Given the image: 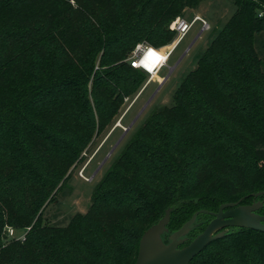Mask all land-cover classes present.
I'll return each instance as SVG.
<instances>
[{
  "label": "trees",
  "instance_id": "16d2710c",
  "mask_svg": "<svg viewBox=\"0 0 264 264\" xmlns=\"http://www.w3.org/2000/svg\"><path fill=\"white\" fill-rule=\"evenodd\" d=\"M71 1L0 0V166L7 165L0 171V204L4 208L0 264H75L65 257L71 246L89 252L84 264H135L141 236L167 209L175 208L170 229L195 208L210 211L216 203L242 198L247 204L254 194L264 191V71L254 49L256 37L264 34V0H232L235 13L182 82L176 105L159 114L148 136L132 144L129 152L134 156L122 157L124 170L116 189H97L87 215H76L68 227H44L41 216H36L50 193L95 133L101 135L113 122L124 98L136 93L146 80L142 69L116 65L133 48L132 41L121 46L123 57L105 60L104 55L105 69L94 77V51L82 61L79 57L77 69L47 52V47L75 36ZM204 1L156 0L153 9L158 19L175 20ZM138 35L160 48L175 38L173 32L158 43L153 33ZM126 70L133 77L119 74ZM213 109L230 121L215 120ZM164 119L191 122L223 173L206 185L192 173V181H188V162L179 155L181 144L188 146V137L178 141V134L174 137L172 130L164 129ZM228 128L240 130V134ZM50 157L56 166L48 173L45 168ZM193 168L204 175L196 165ZM30 181L41 187L31 204L23 207L12 191L17 184L25 189L23 185ZM258 199L264 200V196ZM257 213L264 216V205ZM6 227L30 230L24 240L5 243L2 234ZM102 241L109 243L108 249ZM190 264H264V233L241 229L226 235L212 241Z\"/></svg>",
  "mask_w": 264,
  "mask_h": 264
},
{
  "label": "rangeland",
  "instance_id": "374dc122",
  "mask_svg": "<svg viewBox=\"0 0 264 264\" xmlns=\"http://www.w3.org/2000/svg\"><path fill=\"white\" fill-rule=\"evenodd\" d=\"M155 1L156 0H131L127 2L124 0H109L108 3H102L98 0H72L71 4L73 9L70 18L72 20L75 36L68 40H64L58 45L47 47V52L57 54L62 62H66V65H70L72 69H77V67H79L78 63L80 62L79 57L82 61L90 50L94 51V68L92 69V76L94 77L96 72H101L105 69L102 66L104 59L110 60L114 59V57H123L121 46L127 45L132 41L131 44L133 48L131 51L124 53V59L116 63V65L123 64L128 66L130 64L131 66V60L139 45L147 46L154 50L160 48L146 38H143L142 35H138V32L145 31L153 33V37L155 36L153 39L158 43L163 42L167 35H171L174 32L173 23L175 20L171 18L158 19L155 16L153 9ZM235 11L236 8L232 0H207L197 9L193 11L189 9L188 12L184 14L186 19H192L195 14H200L209 25L204 27L200 22H197L155 78L140 72L141 75L146 77V80L139 90L133 95L124 98V102L118 110V114L114 117L113 122L101 135L98 136L97 132L95 133L92 142L81 153L79 159L67 171L62 180H60L59 185L50 193L44 205L39 210L36 219L41 216L42 225L44 227L57 229L68 227L71 220L76 215H87L92 206L94 193L97 189L100 192L116 189L121 180L119 177L124 170V163L121 162L122 157L126 154H132L134 156V153L129 152V148L132 144L148 136L151 126L158 119L159 114L176 105V92L182 82L191 71L197 68L199 59L210 47ZM172 41V39L168 41L167 45ZM67 46H70L71 50H67ZM254 49L262 60V68L264 71V34L256 37ZM42 55H44V53H42ZM69 60L72 61L70 62ZM151 68H153V64ZM36 71L39 76H42L43 72L41 69L37 68ZM119 74L133 77L127 70L125 72L119 71ZM90 88L91 82L88 86L89 90ZM89 101L91 104L93 103L91 91L89 92ZM192 111L195 113L199 112L194 109H192ZM95 116L96 119H98L96 113ZM211 116H213L215 120L224 123L230 121L226 118V115L217 109H213ZM195 118L196 116L194 119ZM164 122L165 130H172L173 132L171 133L174 137L178 134V141L188 137V146L181 144L179 147L181 148L179 155H182L183 159L185 158V161L188 162V181H192V173L194 177L195 175L200 176L203 185H206L211 179L215 178V175L223 173L217 165L218 162L215 161V164L209 157L210 147L206 144L203 135L199 133L193 124H190L191 122H189L188 125L172 121L171 119H164ZM169 125H171V128ZM232 126L233 123L229 127ZM126 129H129L127 133ZM239 131L240 130L234 129L233 132L235 134H240ZM241 134L245 136L246 132L241 131ZM38 155L40 157L45 156L43 153ZM51 158L52 157L47 161V167L45 168V171L48 173L54 170L56 166L55 161ZM50 163L51 165H49ZM5 165L6 164L0 166V171L5 169ZM195 165L199 170H203L204 175L197 174L193 171ZM199 170L197 172H201ZM223 175L226 176L227 174L225 173ZM67 177H70V179L62 189L61 186ZM45 179L48 178L45 177ZM23 186L26 188L24 189L17 184L14 186L12 192L18 202L22 203L23 207H27L31 204V199L35 198V193L41 186L36 185L34 181H30L29 184H24ZM261 196H264V191H259L254 194V198L247 204L242 203L244 198L239 201H241L240 204L242 206H254L257 203L264 202V200L258 199ZM237 202L216 203L214 204V206H216L213 207L212 210L209 211L206 209V211L217 213L222 206ZM174 209L173 207L167 209L164 217L156 224L152 225L141 236L139 247L141 240L147 232L154 227H159L163 222L165 223L164 231L156 235V237L161 249L168 247L172 243L173 235L179 231L196 212L201 211L195 208L190 212L185 221L179 224L176 223L175 226L169 229L168 225L171 222ZM3 213L4 208L0 204V217ZM212 218L213 217L208 214L198 215L187 233L179 239V246L177 249H184L191 244L205 231L212 221ZM6 228L4 229L2 238L3 242L8 243L11 240H7L5 237ZM83 228L84 225H81L80 229L82 230ZM241 229L246 228L223 227L217 230L212 237L217 240ZM27 233L26 230H17L16 235L21 237L23 234L26 235ZM102 243L105 244L107 249L109 248L108 242H100V244ZM212 251V248L209 249L205 256ZM65 257L69 258V260L72 259L75 264H84L89 257V252L82 247L71 246L70 250L66 251ZM137 257L138 254L136 256V261Z\"/></svg>",
  "mask_w": 264,
  "mask_h": 264
},
{
  "label": "water",
  "instance_id": "95a60500",
  "mask_svg": "<svg viewBox=\"0 0 264 264\" xmlns=\"http://www.w3.org/2000/svg\"><path fill=\"white\" fill-rule=\"evenodd\" d=\"M174 69V68H173ZM130 128V127H129ZM129 129H126V133ZM241 201L226 204L217 213L201 210L172 237V243L163 249L159 247L156 235L164 231L165 223L150 229L140 242L136 264H190L212 241L213 234L223 227H243L264 233V216L256 212L264 202L254 206H242ZM208 214L213 217L205 231L184 249L178 250L179 239L187 233L198 215Z\"/></svg>",
  "mask_w": 264,
  "mask_h": 264
},
{
  "label": "built area",
  "instance_id": "2783aa9c",
  "mask_svg": "<svg viewBox=\"0 0 264 264\" xmlns=\"http://www.w3.org/2000/svg\"><path fill=\"white\" fill-rule=\"evenodd\" d=\"M197 22H200L204 27L209 25L205 19L198 15L194 16L192 19H186L185 17H177L173 23V31L175 32L174 40L170 44L163 46L158 50H154L147 46L139 45L136 49L133 59L131 60V65L134 68L142 69L153 78V72L155 68L158 66L157 70H159L167 64L173 52L187 37V35L190 33V31L193 29L194 25ZM153 52H156V54H160V58L162 59L159 58L155 68L152 71H149L146 67L141 65V62L144 60H148L147 57L150 56ZM29 230L30 228L26 229V232H28ZM16 232L17 230L13 227H7L5 230V237L7 238V240L25 239V234H23L21 237H18L16 235Z\"/></svg>",
  "mask_w": 264,
  "mask_h": 264
},
{
  "label": "bare ground",
  "instance_id": "6f19581e",
  "mask_svg": "<svg viewBox=\"0 0 264 264\" xmlns=\"http://www.w3.org/2000/svg\"><path fill=\"white\" fill-rule=\"evenodd\" d=\"M148 60H144L141 62V65H143L144 67H146L149 71H152L155 66L157 65L158 59L160 58V54H156V52H153L150 56L147 57ZM162 59V58H160ZM153 64V68L152 67ZM158 66L155 68L154 72H153V78H155L158 74V72L162 69L157 70ZM157 70V72H156Z\"/></svg>",
  "mask_w": 264,
  "mask_h": 264
},
{
  "label": "crops",
  "instance_id": "0c3cea01",
  "mask_svg": "<svg viewBox=\"0 0 264 264\" xmlns=\"http://www.w3.org/2000/svg\"><path fill=\"white\" fill-rule=\"evenodd\" d=\"M188 10H189V9H188ZM188 10H186V12H188ZM193 10H195V9H191V11H193ZM186 12H185V13H186ZM196 15L201 16L200 14H195L194 16H196ZM194 16H193V17H194Z\"/></svg>",
  "mask_w": 264,
  "mask_h": 264
},
{
  "label": "flooded vegetation",
  "instance_id": "af4514ba",
  "mask_svg": "<svg viewBox=\"0 0 264 264\" xmlns=\"http://www.w3.org/2000/svg\"><path fill=\"white\" fill-rule=\"evenodd\" d=\"M213 219V218H212Z\"/></svg>",
  "mask_w": 264,
  "mask_h": 264
}]
</instances>
